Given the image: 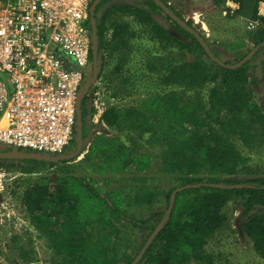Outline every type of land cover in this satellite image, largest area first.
<instances>
[{"label":"trees","instance_id":"trees-1","mask_svg":"<svg viewBox=\"0 0 264 264\" xmlns=\"http://www.w3.org/2000/svg\"><path fill=\"white\" fill-rule=\"evenodd\" d=\"M211 1L219 4L216 0ZM229 1L239 3L244 8L245 15L256 22L258 18L256 6L264 0ZM144 7L163 13L152 0H146ZM125 10L131 14L136 12L134 14L138 18L144 19L147 24H153L154 32L160 39L150 37L152 45L148 58L151 61L145 64L146 67H141L142 71L139 70L137 76L124 80L122 85L126 90L127 85H138L149 90L152 88V91L150 90L149 95L143 98L136 108L110 106L102 119L109 128H117L120 131L135 126L138 130L142 128L144 131L150 130L152 134L150 143L154 142L156 134L161 133L163 137H157L160 139L157 141L166 146L163 152L165 173H168L166 174L168 176H175L180 185L171 188L166 194L164 210H159L147 218L135 220L122 212L125 189L110 190L104 195L103 190L94 185L96 180H88L74 172L69 161L46 163L27 160L25 162L36 164L34 170L27 172L40 173L39 169L48 165L62 167L65 174L56 179L46 176L23 178L22 182L25 185L34 186L28 189L24 197L28 207H34L27 210L30 225L41 237L48 240L63 264L118 263L117 254L108 250L113 232L105 223L108 214L136 229L149 231V238L161 226L155 240L138 264L143 261L145 264H189L202 258L200 251L205 242L212 239L226 221L224 209L236 204L244 210L242 233L251 242L257 255L264 260V174L252 170L248 158H244L234 142L240 140L244 144L258 142L256 135L260 128L264 129V112L262 111V116L259 117L262 124L245 123L241 131L243 136L240 139L232 136L233 134L240 136L244 112L260 110L255 105H248L247 98L251 93L246 92L244 95L242 88L251 84L249 70L256 69L259 65L264 68V19H260L256 32L251 33L252 38L248 41L257 48L252 58L239 68L226 69L211 61L199 42L166 14L163 13L191 40L186 44L181 42L179 53L173 49L170 33L156 24L154 17L147 13V9L136 10L126 7ZM99 35L101 38V34ZM116 35L119 36V33ZM103 41L104 38L101 43ZM158 47L161 49H157ZM170 47L172 50L168 52ZM106 52L111 57L112 54L107 49ZM186 53L189 56L185 57ZM258 56L262 59L259 60V64H254L252 61ZM90 61L92 63V54ZM101 78L104 80L105 76L102 74ZM186 87H192L193 91L198 90L197 94L208 89L210 108H203L200 103H195L194 98L184 96L182 92L187 89ZM114 97L118 98L117 95ZM224 113L227 114L226 119H222ZM143 138L142 131H139L138 137L130 132L115 137L96 136L84 161L91 164V168L98 174L125 173L129 169L138 174L149 173L153 170L155 158L148 152H140L139 149L143 147L141 148L138 141ZM127 142L136 143V146L129 147ZM6 162L10 163L8 160H0V163ZM256 173L262 176H255ZM205 174L219 175L215 176L214 180H206ZM239 176L242 177L238 180L231 179ZM219 177L221 179H218ZM51 183H55V187L50 186ZM175 189L182 190L177 192L171 213H168ZM142 191L144 194H140L138 199L144 197L147 202L150 200L148 207L154 210L155 201L159 199L161 193H157L156 188L151 190L149 187ZM53 200L58 204L65 201L67 206L58 210L45 209L43 204ZM98 223L105 227L104 230H100ZM88 226H93L94 234L101 231L96 240H92L87 230H84ZM157 245L161 248L154 253ZM21 253L23 261L28 263L36 261L31 251L22 249ZM133 262L134 260L130 259L128 264Z\"/></svg>","mask_w":264,"mask_h":264},{"label":"rangeland","instance_id":"rangeland-1","mask_svg":"<svg viewBox=\"0 0 264 264\" xmlns=\"http://www.w3.org/2000/svg\"><path fill=\"white\" fill-rule=\"evenodd\" d=\"M181 1L183 2L181 5L178 3H176V5L174 3L167 5L183 20L190 23L191 26L206 39L215 55L225 64L235 65L246 58L249 54H252V52L256 49V46L253 47L252 43L248 42L252 38L251 33L256 31L248 29L247 21L250 20V18L245 15V10L239 3L229 0H216L219 4L213 3L211 0ZM163 2L165 1L163 0ZM145 3L146 0H114L109 2V6L114 8L117 7V5H121V7L128 6L139 10V8H145ZM262 5L263 4L261 3L256 6L258 12L263 9ZM152 13L154 14L153 17L156 20V24H159L161 28L170 33L172 38L171 43L173 44V49L176 53L180 52L181 42L184 44L191 42V40L187 38L186 34L182 33V30H179L174 23L170 21L166 15H164V12V14L159 11L156 13L152 11ZM153 28L154 27H151V29ZM144 34L146 38L151 37L149 30H146ZM147 40H149L150 45H152L150 38H147ZM160 47L162 48L161 45ZM161 48L158 47L157 49L160 50ZM171 50L172 48L170 47L167 51L170 52ZM161 53H163L162 50ZM186 56H189V54L187 55L186 53L185 57ZM261 59L262 58H259L258 56V58L252 62L254 64H259V60ZM102 61H105V59L103 58ZM140 61L141 59L136 63L133 61L130 63L121 62L116 63V65H119L122 68H136V72H134L133 75L137 76V72L140 70L139 66L142 65V62ZM113 68H116V66L115 63L112 62L107 67V70L112 71ZM248 73L250 75L249 80L251 81V84L246 88H242V91L244 95L246 92L251 93V96L247 98L249 101L248 105H255L260 108V110L255 109L247 113H243L244 118H241V121L244 122V124L240 128V136L234 134L232 135L235 139H240V137L243 136V134L241 135V131L244 128L245 123L251 125H254L255 123L257 125L262 124L260 118L262 116L261 112H264V68L262 65H259L256 69L253 68V70H249ZM92 76L93 70L91 79ZM107 82L104 81L103 78H99V80L94 83L92 82L93 89H90H92L93 92H98L101 101L106 100L109 105L114 107L136 108L137 105L140 104V101L147 97L152 91V88L150 91L149 89L141 88L138 85L132 87L129 86L127 90L131 93V96H120L119 98H116L114 97L113 92H116V87L120 86L121 82L119 81V84L114 82V84H110L109 86L107 85ZM190 88L184 89L185 91L182 92L184 96L194 98L195 103H200L203 108H210V91L206 89L205 91H199L197 94L198 90L193 91V88ZM93 99L97 100L98 97L94 96ZM92 104L94 106L95 103L92 101ZM86 108V112H84L86 117L84 119L86 122L84 123V133L86 130V138L84 141L88 143L90 140L88 129L91 127L88 115L89 113L97 115L98 111L96 109H93L92 111L90 100L87 101ZM226 115L227 114L224 113L222 119H226ZM247 117L250 118L248 119ZM149 121H151V119ZM209 121L210 120H208V122ZM125 123L127 122L125 121ZM133 124H135V122ZM159 129L160 127H158V130ZM260 129V132L256 135L258 137L256 140H259L258 142L246 143L245 140V144L241 140L234 142L243 153L244 158H248V164L251 166L252 170H257L258 172L260 171V173L264 174V129L263 127ZM106 131H108L106 133L110 134L109 136H121L130 132L133 133V136L135 137H138L139 131L144 132V138L138 141L141 148L143 147L139 150L140 152L142 151V153L148 152L154 156L153 170L145 174L135 173L133 169H129L125 173L98 174L93 168H91V164L84 161L86 159L87 152H82L80 156L68 162L71 165L72 170L86 177L88 180H96L94 185L96 187L99 186L100 189L103 190L104 195L110 190H117L120 188L125 189V201L122 206V212L132 219L139 220L147 218L159 210H164L167 201L166 194H168L171 188L179 186L180 182L175 179V176H168L166 175L168 173H165L166 171L163 165V152L166 150V146L161 145V142L157 141L160 140L157 139V137H163L161 133L156 134V137L153 138L154 142L150 143L152 135L150 130L144 131L143 128L138 130L137 126L124 131H120L117 128H111L110 131ZM127 145L129 147H135L136 143L128 144L127 142ZM75 149L76 146L68 150L65 154H71L75 151ZM1 164L2 163H0V264H63L62 259L56 255V250L51 248L48 240L41 237L30 225L27 218L29 216L27 210L34 207H28L25 203L26 200L24 197L27 194L28 189H32L34 186L32 185L28 187L24 184V182H22L23 178L26 177L37 178L40 176H46L56 179L58 176H64L65 174L62 172V167H49L46 165L39 169L38 172L40 173H31L27 172V170H34L36 164L20 161L7 164L3 163V165ZM260 173H256L255 176L261 177L262 174ZM217 175L219 174H205L204 177L206 180H214ZM240 177L242 176L232 177L231 179L238 180ZM218 179H221V177ZM54 185L55 183L50 184V186ZM148 187L151 190L156 188L157 193H161L159 199L155 201L156 208L154 210H150V206L148 207V204L151 203L150 200L147 202V199L145 200L144 197L138 199L140 194H144L142 190H144V188L147 189ZM176 189L173 192H175ZM33 195L36 194L33 193ZM35 205L37 204L35 203ZM43 206L45 209L58 210L59 208H65L67 206V202L63 201V204H58L55 203V200H53L44 203ZM224 210L223 214H225L224 216L226 221L215 233L214 237L205 242V245L200 251L202 258L194 260L189 264H264V260L257 255L251 242L245 238L242 233L241 225L245 219L243 216V208L241 206H237L236 204H231ZM105 223L108 229L113 230L111 236L112 243H108V250L110 253L112 252L117 254V264H128L130 259L135 260L149 239L150 232L136 229L125 221L117 219L112 214H108ZM98 225L100 230H104L105 227H102L101 223H98ZM103 225L105 226V224ZM84 230H87V234L90 235L92 240H96L98 233L101 232L99 230L98 233L94 234L93 226H88L87 229L84 228ZM159 246L160 245H157V247ZM157 247L155 248L154 253L161 248ZM22 249L25 251H31L32 257L35 258L36 261L31 263L23 261L21 257ZM141 264H145V261Z\"/></svg>","mask_w":264,"mask_h":264},{"label":"built area","instance_id":"built-area-1","mask_svg":"<svg viewBox=\"0 0 264 264\" xmlns=\"http://www.w3.org/2000/svg\"><path fill=\"white\" fill-rule=\"evenodd\" d=\"M93 1L0 0V148L64 155L77 139L82 93L84 112L88 100L98 111L88 115L90 140L82 151L96 136L113 137L102 119L112 105L101 101L90 81ZM262 8L264 18V3ZM247 27L256 30L258 23Z\"/></svg>","mask_w":264,"mask_h":264},{"label":"crops","instance_id":"crops-1","mask_svg":"<svg viewBox=\"0 0 264 264\" xmlns=\"http://www.w3.org/2000/svg\"><path fill=\"white\" fill-rule=\"evenodd\" d=\"M110 1H114V0H95V1H93L90 5V8H89V22H91L92 10H94V17H95L96 27H97V31H98V37H99V51H101L103 49L107 55L106 61H104V63L102 61V70H103V72L106 73V76H105L106 79L104 78V81L109 82V83L107 82L108 86L110 84L111 85L114 84V82L118 83V84H119V81L121 82V85L116 87V89L118 91L119 90L120 91L117 92V90H116V92H113V94L117 95L119 98L120 96H125L126 94H129V95L131 94L128 90L123 88L122 83L124 84V80H121V78H123L124 75L125 76L128 75L129 78H132L133 74H132L131 67L130 68L127 67L124 69L121 66L116 65V63H121V62L130 63L132 61L136 63L137 61H139L141 59L140 62H142V65L139 66V69H140V71H142L141 67H143V68L146 67L145 64L148 61H151V59L148 58V53L150 52L151 45H150V41L147 40V38H150V37L146 38L144 32H146V30H149V32L151 33V37L155 38L156 40H159L160 37L157 34H155L154 28L151 29V27H153V24H147L146 22H144V19L138 18L135 15L136 12H134L135 14L134 13L131 14L128 10H125V8L128 6L121 7V5H117V7H114V8L112 6H109ZM161 1H163V0H161ZM164 1H165L164 3L166 5L169 4L167 2L168 0H164ZM177 3L179 5H181V3H183V2H177ZM175 5H176V3H175ZM94 6H95V9H93ZM133 9H135V8H133ZM143 9L144 10L147 9V13L153 17L154 14L152 13V11H154V9H151V8H150V10L148 8H143ZM169 9H170V7H169ZM154 12L156 13V11H154ZM176 15L178 16V14H176ZM178 17H180V16H178ZM154 20H155V18H154ZM90 28H91V26H90ZM99 29H100V31H99ZM116 32L119 33V36L116 35L117 34ZM99 34H101V38H100ZM102 38H104V40H105V41H103V43H101ZM137 38H138V40H137ZM150 40H151V38H150ZM106 49L108 52H110L112 54L111 57L108 56ZM112 49H114V51ZM104 59H105V56H104ZM112 62L115 63L116 68H113L112 71H108L107 67ZM105 64H107V65H105ZM134 69H136V68H134ZM135 72H136V70H135ZM114 78H118L119 80L115 79V81H114ZM127 86L132 87V85H127ZM86 129H88V128H86ZM89 130L90 129H88V131ZM85 135H86V130H85L84 136ZM115 136L116 135H114L113 137H115ZM85 138L86 137H84V140H85ZM85 145H86V142L84 141L83 148L85 147ZM73 146H77V139H76V142ZM0 153L23 154V153H27V152H18V151H14V150L0 148ZM0 160L7 161V159H0ZM8 161H10V163H13L16 161L17 162H19V161L25 162L27 160H8ZM7 163L8 162H6L5 164H7ZM1 165H3V163ZM21 173H23V172H21Z\"/></svg>","mask_w":264,"mask_h":264},{"label":"water","instance_id":"water-1","mask_svg":"<svg viewBox=\"0 0 264 264\" xmlns=\"http://www.w3.org/2000/svg\"><path fill=\"white\" fill-rule=\"evenodd\" d=\"M157 6L173 21H175L180 27H182L184 30H186L188 33H190L202 46L204 51L206 52L207 56L211 61L219 65L220 67L226 68V69H236L241 66H243L245 63H247L254 53L256 52L257 48L252 52V54H249L246 58L241 60L239 63L235 65H227L225 64L221 59H219L213 50L211 49L210 45L207 43V41L203 38V36L192 26H190L185 20L178 17L172 10L169 9V7L161 0H152ZM95 9V6L93 7ZM91 31H92V67H93V80L96 81L97 75L99 72V37H98V31L96 27V21L94 17V10H92L91 14ZM85 97V94L82 93L78 100L77 105V146L73 153L71 154H64L61 156H47V155H40V154H34V153H23V154H5L0 153V159H7V160H30V161H43L47 163H58L61 161H70L74 160L80 154L82 153L83 146H84V119H83V110H82V102ZM215 187H219L218 185H214ZM182 189H178L175 192H173L170 200V208L168 210V213H171V210L174 205L175 196L178 191ZM161 229V226L157 228L150 238L147 240L144 248L140 252V254L137 256V258L134 260L132 264H138L141 259L143 258L146 251L149 249L150 245L155 240L157 234L159 233Z\"/></svg>","mask_w":264,"mask_h":264},{"label":"flooded vegetation","instance_id":"flooded-vegetation-1","mask_svg":"<svg viewBox=\"0 0 264 264\" xmlns=\"http://www.w3.org/2000/svg\"><path fill=\"white\" fill-rule=\"evenodd\" d=\"M104 56H105V61H106V58H107V55H106V53L104 52V50L102 49L101 51H99V62L101 63L100 64V66H99V72H98V75H97V80H99V78H101L102 77V74L104 75V76H106V73L105 72H103V70H102V59L104 58ZM132 68V67H131ZM125 69V68H124ZM134 72H135V69L133 68L132 69V74H134ZM131 74V75H132ZM115 75V74H114ZM119 76V75H118ZM132 76H134V75H132ZM121 78V77H120ZM129 78V76L128 75H124L123 76V78H121V80H126V79H128ZM114 79H116V80H119L118 78H114ZM96 80V81H97Z\"/></svg>","mask_w":264,"mask_h":264},{"label":"clouds","instance_id":"clouds-1","mask_svg":"<svg viewBox=\"0 0 264 264\" xmlns=\"http://www.w3.org/2000/svg\"><path fill=\"white\" fill-rule=\"evenodd\" d=\"M263 2H264V1H261L259 4H261V3L263 4ZM167 6H168V5H167ZM170 10H171V9H170ZM257 14H258V18H257L256 22H257L258 25H259V23H260V19H264V18L262 17V15H260V12H258V9H257ZM180 18H181V17H180ZM250 21H252V20H251V19L248 20V21H247V24H248ZM92 68H93V67H92V65H91V73H90V76L92 75V70H93ZM90 79H91V78H90ZM96 80H97V79H96ZM90 81H91V83H92V82H93V83L95 82V81L93 80V76H92V79H91ZM93 83H92V84H93ZM82 110H83V108H82ZM83 119H84V116H83ZM70 161H72V160H70Z\"/></svg>","mask_w":264,"mask_h":264},{"label":"bare ground","instance_id":"bare-ground-1","mask_svg":"<svg viewBox=\"0 0 264 264\" xmlns=\"http://www.w3.org/2000/svg\"><path fill=\"white\" fill-rule=\"evenodd\" d=\"M203 27H205V26H203Z\"/></svg>","mask_w":264,"mask_h":264}]
</instances>
